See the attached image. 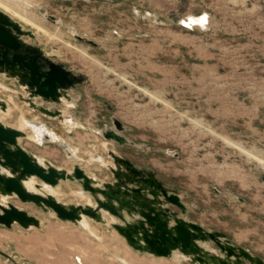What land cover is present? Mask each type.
<instances>
[{
    "label": "rangeland",
    "instance_id": "rangeland-1",
    "mask_svg": "<svg viewBox=\"0 0 264 264\" xmlns=\"http://www.w3.org/2000/svg\"><path fill=\"white\" fill-rule=\"evenodd\" d=\"M1 1L33 15L52 34L62 33L52 38L0 5L34 31V38L24 36L27 42L84 76L79 87L88 126L110 114L130 125L132 137L147 144L133 159L200 207H191L190 217L264 258V0ZM203 13L205 25H182ZM8 98L19 108L8 118L14 123L20 109L39 116L13 94ZM75 130L69 139L83 148L101 139ZM26 144L72 165L55 145ZM67 187L69 199L85 202L77 184ZM10 200L43 219L41 228L0 225V248L18 262L178 264L138 253L112 227L91 221L96 239L34 204ZM0 264L12 262L0 254Z\"/></svg>",
    "mask_w": 264,
    "mask_h": 264
},
{
    "label": "water",
    "instance_id": "water-1",
    "mask_svg": "<svg viewBox=\"0 0 264 264\" xmlns=\"http://www.w3.org/2000/svg\"><path fill=\"white\" fill-rule=\"evenodd\" d=\"M181 23L190 28L184 19ZM24 36L34 38L35 33L0 8V88L43 116L33 118L19 112L18 125L9 124L6 120L13 117V108L0 95V225L42 227V218L10 200L17 198L50 217L81 226L96 239L99 236L90 221L110 226L140 254L175 259L178 264H264L262 257L247 246L235 244L226 233L185 218L186 205L153 169L139 168L113 151H109L113 162L101 164L110 170L112 180L84 167L85 162L92 163L47 120L57 118L76 129L87 130V126L68 112L52 111L44 105L55 103L69 108L68 89L82 84L84 76L67 69L55 60L56 54L27 42ZM3 81H14L17 87ZM38 99L42 103H37ZM111 121L112 126L96 133L113 146L139 145L125 135L133 129L130 125L114 114ZM24 139L39 146L56 144L72 160L71 167L56 165L29 151L22 145ZM63 182L77 184L85 202L61 200L59 195L68 194L62 191ZM0 254L12 264H37L18 262L17 255L1 248Z\"/></svg>",
    "mask_w": 264,
    "mask_h": 264
},
{
    "label": "flooded vegetation",
    "instance_id": "flooded-vegetation-1",
    "mask_svg": "<svg viewBox=\"0 0 264 264\" xmlns=\"http://www.w3.org/2000/svg\"><path fill=\"white\" fill-rule=\"evenodd\" d=\"M65 67L67 69H70L71 71H73L71 68H68L66 65ZM13 87H17V85L15 84H11ZM80 88L79 85H74V86H71L69 89H68V94L70 96V98L67 100V103L69 104V108H67L65 105H60V104H55V103H49V104H44L46 107H49L52 111H57V110H62L64 111L65 113L68 112L70 113L75 119H77L78 121H80L79 119V115H80V112L82 110V100H83V94L82 92L80 91ZM37 103H42L40 99L36 100ZM25 104V103H24ZM28 108L29 106L27 104H25ZM106 108L110 111L112 110L111 107L109 105H106ZM31 109V108H29ZM34 113H37L39 116L36 117V118H43V116L41 115V113L39 111H36V110H33L31 109ZM113 114H110L108 115L107 118H105L101 124L97 125V126H88L86 123H85V126H87V130L88 131H92L94 134L98 135L101 139H99L97 141V143H90V145L95 148L96 145H100L101 146V149L97 152H93V151H90L91 153H88L87 156L91 159H93V162L95 163H98V164H105V165H108L110 164L111 162H113V158L111 157L109 151H113L115 152L117 155L121 156V157H124L126 159H129L131 162H133L137 167L139 168H142V169H150L149 166H146L145 164H142V163H135L130 157L129 155H136V156H139V155H143L142 151H144L147 147V144L146 143H143V142H139V141H136L132 135H131V131H127L125 132V135L129 136L130 138L134 139L137 144H139L138 146H133V145H124V146H113L110 142L104 140L98 133H96L97 130H101V129H106L107 127H110L112 126V121H111V116ZM31 117V116H30ZM53 122H55V124L60 128V129H64L66 131H69L71 130H74L76 129L74 127L73 124H61L59 119H53L52 120ZM81 122V121H80ZM82 123V122H81ZM102 176L104 177L105 175V179H108V180H112L113 177H112V174L110 172V170L107 168V166H104L103 167V172L101 173ZM157 174V173H156ZM158 177V176H157ZM159 178V177H158ZM160 179V178H159ZM161 180V179H160ZM167 187H169L170 189L174 190L175 192H177V194L180 196L181 200L184 202V204L186 205L187 207V212L185 213L184 217L186 218V215L188 213V210H189V205L191 203H187L185 200L182 199L181 195L179 194V191L171 184L163 181Z\"/></svg>",
    "mask_w": 264,
    "mask_h": 264
},
{
    "label": "crops",
    "instance_id": "crops-1",
    "mask_svg": "<svg viewBox=\"0 0 264 264\" xmlns=\"http://www.w3.org/2000/svg\"><path fill=\"white\" fill-rule=\"evenodd\" d=\"M6 85H8V86H12L11 84H14V81H3ZM15 87V86H14ZM10 94H13V93H10V92H7V91H4V90H2L1 88H0V95L2 96V97H4L7 101H9V103H10V105L12 104L11 103V101L9 100V98H8V95H10ZM14 96H15V94H13ZM20 101V100H19ZM21 103H23L22 101H20ZM24 104V103H23ZM25 105V104H24ZM26 106V105H25ZM27 107V106H26ZM13 112L15 111V108H17L16 106H14L13 105ZM28 108V107H27ZM17 109H19V108H17ZM16 109V110H17ZM29 109V108H28ZM19 112H23L25 115H27V116H31V117H33V118H36L37 116H33V115H31V114H29V112H26V111H21V109L19 110ZM18 115V114H17ZM79 119H80V121L85 125V123H86V121H85V118H84V116H83V111H81L80 112V115H79ZM6 122L7 123H9V124H12V125H14V126H16V125H18V123H14L13 121H11V120H9V119H7L6 120ZM47 123L49 124V125H51L61 136H63V137H65L67 140H69L74 146H77V147H79V148H81V152L83 153V155H84V157L89 161V162H91L92 164L91 165H89L87 162H85L84 163V167H87V168H90L91 170H94V171H96L97 173H102L101 171H99L97 168L98 167H100V168H102V171H103V167H102V165L101 164H98V163H95V162H93V160L91 159V158H89L88 156H87V154L88 153H91L90 151H93V152H97V151H99L100 149H101V146L100 145H96V147L95 148H93L91 145H90V143H93V141L94 140H89V141H87V147H85V148H83L81 145H76V144H74L73 143V141H71L70 139H69V136H72V135H74L75 134V132H76V130L74 129V130H72V132H68V131H66V130H64V129H60L56 124H55V122H53L52 120H47ZM60 131H65L66 132V136H65V134H61V132ZM85 131H88V130H85ZM93 133V132H92ZM96 135V134H95ZM99 140V139H98ZM98 140H96V141H94V143H97V141ZM26 141H28V139H24L23 140V142H22V145L26 148V149H28L29 151H31V152H33V153H36V154H38V155H41V156H43V157H45V158H47L48 160H50V161H52L53 163H55L56 165H59V166H64V165H61V164H59V163H57L55 160H53V159H51L50 157H48L47 155H44V154H41V153H39L38 151H35V150H31V149H29L28 148V146H27V144H26ZM37 145V144H36ZM47 145H55L56 147H58L56 144H52V143H47V144H44L43 146H39V147H45V146H47ZM59 148V147H58ZM60 149V148H59ZM129 157L135 162V163H139V162H137V161H135L134 159H133V156L132 155H129ZM140 164V163H139ZM150 169H153L156 173H157V176L160 178V176H159V174H158V172H157V170H155L154 168H152V167H150ZM101 176H102V174H101ZM104 178H105V175H104ZM162 181H164L162 178H160ZM69 182H63L62 183V191L63 192H66V193H68V191L71 189V187H67V184H68ZM168 183V182H167ZM179 191V190H178ZM69 194V193H68ZM68 194L66 195V194H61V195H59V198L61 199V200H63V201H67V202H79V201H74V200H71V199H69L67 196H68ZM179 194H180V192H179ZM181 195V194H180ZM187 203H191L190 205H189V210H188V213H187V215H186V218L187 219H189V220H192V221H195V222H198V221H196V220H194L192 217H190L189 216V213L191 212V207L192 208H195V209H199L200 207L195 203V202H187ZM91 222V221H90ZM198 223H200V224H202L201 222H198ZM203 226H205L204 224H202ZM103 226H105V225H103ZM107 227H110V226H107ZM206 227V226H205ZM206 228H209V227H206ZM212 229H217V228H212ZM217 230H219V229H217ZM227 237L229 238V239H231L235 244H237L231 237H229L228 235H227ZM237 245H239V244H237ZM243 246H247V245H243ZM252 252H253V250L249 247V246H247ZM254 253V252H253ZM254 254H256V253H254ZM256 255H258V254H256ZM259 256V255H258ZM261 257V256H260ZM264 259V258H263Z\"/></svg>",
    "mask_w": 264,
    "mask_h": 264
},
{
    "label": "bare ground",
    "instance_id": "bare-ground-1",
    "mask_svg": "<svg viewBox=\"0 0 264 264\" xmlns=\"http://www.w3.org/2000/svg\"><path fill=\"white\" fill-rule=\"evenodd\" d=\"M29 4V3H28ZM0 5L4 6L7 9H12L14 11V15H18L20 17V19L22 21H24V23H26L25 21L31 23L32 25H34L38 30L45 32L46 34H50V36L52 38H59L61 37L60 34L62 33H51L49 32V30H47L42 24H40L33 15H29L25 10H19L17 9L14 5H12L11 3H7V2H2L0 0ZM11 13V12H10ZM186 24L187 25H194V24H199L201 26L205 25L208 21V15L207 13H203L200 15H189L186 19ZM264 162V161H263ZM32 185V184H31ZM121 261L129 264V262L125 259V258H121Z\"/></svg>",
    "mask_w": 264,
    "mask_h": 264
}]
</instances>
